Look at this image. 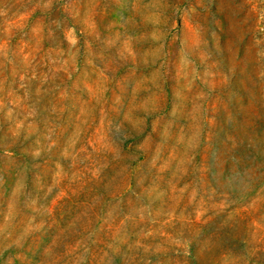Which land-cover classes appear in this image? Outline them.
I'll list each match as a JSON object with an SVG mask.
<instances>
[{
	"label": "rangeland",
	"instance_id": "374dc122",
	"mask_svg": "<svg viewBox=\"0 0 264 264\" xmlns=\"http://www.w3.org/2000/svg\"><path fill=\"white\" fill-rule=\"evenodd\" d=\"M0 264H264V0H0Z\"/></svg>",
	"mask_w": 264,
	"mask_h": 264
}]
</instances>
